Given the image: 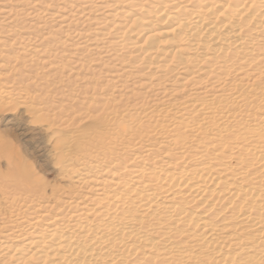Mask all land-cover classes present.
Instances as JSON below:
<instances>
[{
	"label": "bare ground",
	"instance_id": "6f19581e",
	"mask_svg": "<svg viewBox=\"0 0 264 264\" xmlns=\"http://www.w3.org/2000/svg\"><path fill=\"white\" fill-rule=\"evenodd\" d=\"M73 1L83 11L96 1L103 14L90 26L119 66L110 84L127 73L155 95L224 90L232 104L191 100L165 121L119 123L69 168L95 175L85 193L58 185L48 194L13 176L24 199L0 222V264H264V105L247 113L257 89L247 97L233 82L264 78V0ZM107 102L84 97L77 109L101 116Z\"/></svg>",
	"mask_w": 264,
	"mask_h": 264
},
{
	"label": "rangeland",
	"instance_id": "374dc122",
	"mask_svg": "<svg viewBox=\"0 0 264 264\" xmlns=\"http://www.w3.org/2000/svg\"><path fill=\"white\" fill-rule=\"evenodd\" d=\"M2 2L0 0V9L4 7ZM72 2L8 0L14 21L8 23L0 16V61L6 52L16 56L15 63L6 66L8 70L11 68L9 72L0 68V222L14 219L12 201L20 193L16 195L19 191L11 185L13 176L38 180L48 194L58 185L85 193L89 180L95 175L75 178L69 168L78 170L76 159L84 155L85 146L96 143L99 138L113 139L119 123L132 127L148 119L151 123L158 118L165 121L170 117V113L165 112L182 108L191 100L216 97L225 105L232 104L224 90H213L203 96L195 90L155 95L145 88L136 89L135 84L132 85L136 77L127 73L119 75L116 84H110L107 80L119 66L112 63L113 51L105 48V40L92 37L95 30L90 26L98 23L97 19L103 14L94 9L96 1L85 11ZM46 12L59 15L64 12L72 21L47 17ZM5 40L16 44L6 47ZM233 82L238 92L247 97V91L257 89L254 102L248 98L250 105L245 108L254 115L256 108L264 105V78L253 83L238 79ZM98 96L108 101L107 106L110 104L105 110L109 113L99 116L91 110L84 117V111L77 109L79 103L84 97L98 99ZM132 118L135 123L127 122ZM60 155L65 158L61 160ZM17 206L19 208L20 204Z\"/></svg>",
	"mask_w": 264,
	"mask_h": 264
}]
</instances>
